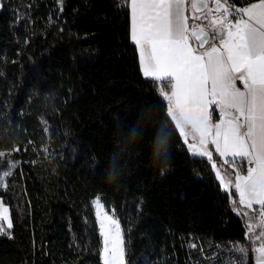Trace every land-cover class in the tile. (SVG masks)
Returning a JSON list of instances; mask_svg holds the SVG:
<instances>
[{
	"label": "trees",
	"instance_id": "trees-1",
	"mask_svg": "<svg viewBox=\"0 0 264 264\" xmlns=\"http://www.w3.org/2000/svg\"><path fill=\"white\" fill-rule=\"evenodd\" d=\"M160 91L141 74L126 0H0V170L17 163L0 188L13 223L0 264H102L97 197L126 264H207L213 252L256 264Z\"/></svg>",
	"mask_w": 264,
	"mask_h": 264
},
{
	"label": "snow or ice",
	"instance_id": "snow-or-ice-1",
	"mask_svg": "<svg viewBox=\"0 0 264 264\" xmlns=\"http://www.w3.org/2000/svg\"><path fill=\"white\" fill-rule=\"evenodd\" d=\"M188 5L193 12H201L193 16L191 23L185 15ZM217 15L220 18H211ZM129 20L130 39L136 45L144 75H153L161 89L170 86L174 107L200 133L201 145L208 143L214 129L211 144L221 159L232 157L225 163L235 165L234 187L239 202L264 208V0L241 8L229 0H130ZM208 27L212 28L210 33ZM189 28L201 48L210 41L211 47L193 54L188 45ZM217 40L219 45L215 43ZM237 80L244 85L243 89L236 86ZM213 104L220 111L221 120L210 124L208 108ZM242 128L246 131H241ZM190 152L208 159L224 190V180L212 153L194 145ZM5 155L10 153H0V157ZM245 160L255 167H248L247 175H242ZM15 167L17 163L9 161L8 170H0V187H6L4 181ZM98 201L97 197L93 205ZM233 211L239 214L235 206ZM8 213L9 209L0 200V221H3L0 235L11 238L13 223ZM98 223L104 237L100 252L104 264H126L118 221L105 214ZM113 226L117 231H113ZM261 238L264 231L257 237ZM235 250L247 256L246 248L238 246ZM252 251L258 254L257 264H264V240Z\"/></svg>",
	"mask_w": 264,
	"mask_h": 264
},
{
	"label": "crops",
	"instance_id": "crops-1",
	"mask_svg": "<svg viewBox=\"0 0 264 264\" xmlns=\"http://www.w3.org/2000/svg\"><path fill=\"white\" fill-rule=\"evenodd\" d=\"M126 2H127L128 10H129V8H130V0H126ZM256 2H257V0H254V1L250 2V3H256ZM246 6H247V4L245 5V7ZM213 7H214V5H213ZM185 15L188 17V22L191 23L192 22V18H193L194 15H201V14H194L192 9H191V7H190V5H188V6H186ZM244 19H247V17L245 16ZM207 31L210 33L212 31V28L208 27ZM191 33H192V29L189 28L188 45H189V47L191 49L194 50L193 54H201V53H203L204 51L208 50L211 47V43L212 42L210 41L209 43H206V45L203 48L200 49L198 47L197 43L192 38ZM226 34L227 33L225 31V36H226ZM132 43H133V41H132ZM215 43L217 45L220 44L219 40L215 41ZM135 47H136V45H135ZM138 59H139L140 71H141V74H142L143 78L147 79V80H153V81L159 82L158 80H156L154 78L153 75H149V76H145L144 75V73L141 70L142 65H141L139 54H138ZM235 75H238V73H236ZM236 86L240 87L241 89L244 88V85L239 80L236 81ZM171 93H172V89L170 88V86H166L164 89H161L160 96L162 97V99L164 100V102L167 105L168 116L170 117L172 123L174 124V126H175V128H176V130H177V132H178V134L180 136V139H181L184 147L186 148V151L188 152V154L192 158L204 159V160H207V161H208L207 158H202V157H200L198 155L192 154L190 152V147L193 146V145L196 146L197 148L204 147L207 151L212 153L213 160L218 165V172H219L220 176L224 180V190L223 191L227 195L229 206H230L232 211H233V207L234 206L239 211V214H237L236 211H233V213L235 215H237L240 219L242 218V216H244V218L248 217L250 220H252V218L256 219L255 217L258 214H264V208H262V206L259 205V204H255L254 203L251 207H248L246 204H241L239 202L240 198L236 194L235 187H234L235 178H236L235 165L232 164V163H225V160L231 161L232 157L231 156H226L223 159H221V157L217 154L215 146L211 144V137L214 136V134H215L214 129L209 134L208 143H206L205 145H201L200 144V133L197 132L193 128L191 122L188 119H186L184 117V115L179 110H177L174 107L175 106V101L174 100L171 101ZM166 99H167V101H166ZM208 112L211 113L210 124H215L216 122L221 120V113H220L219 110H217L216 105H214V104L210 105L209 108H208ZM240 119L243 120L244 117L241 116ZM241 131H246V128H242ZM210 166H211V164H210ZM250 166L251 167H255L254 164H249L248 160H245L243 162V164H242L243 171L241 172V174L242 175H247V169ZM211 169H212V166H211ZM212 172H213V174H214V176L216 178V173L213 171V169H212ZM216 181L218 182V184L220 186V181H218L217 178H216ZM229 181H231V182H229ZM220 188H221V186H220ZM233 201H235V205L233 204ZM245 213L247 215H245ZM247 237H248V235H247ZM248 239H249L250 242H252L254 244V241H252L249 237H248Z\"/></svg>",
	"mask_w": 264,
	"mask_h": 264
},
{
	"label": "rangeland",
	"instance_id": "rangeland-1",
	"mask_svg": "<svg viewBox=\"0 0 264 264\" xmlns=\"http://www.w3.org/2000/svg\"><path fill=\"white\" fill-rule=\"evenodd\" d=\"M0 175H2V172L0 173ZM6 179H5V181H6ZM5 181H4V183H5ZM0 188H4V187H0ZM92 207H93V211H94V216H95L96 224H97V227L99 229V234H100L101 233V229L99 227V223L98 222L99 221H103V216L105 214H107L108 216L114 218L115 220H116V218L111 213H109L107 211V209L105 208V206L102 203V201H101L100 198H99L98 203L95 206L92 203ZM8 215H9V213H8ZM255 218L256 219H253L252 218V220H250L248 217L247 218H244V216H242L241 221L243 223V226H244V228L246 230V233H247L248 237L252 241H254L253 248H259L260 245H261L262 240H264V238L257 239V237L260 235V233L262 231H264V214H258ZM0 223H3V221H0ZM4 226H5V228L7 227L6 223H5ZM113 231H117V229L115 228V226H113ZM118 231L120 233L121 243H122V236H121L120 227H119ZM100 237H101V249H102L104 247V245L102 244V240L104 239V237H102L101 234H100ZM108 247H109V249L111 248V243L110 242L108 244ZM101 249H100V252H101ZM251 253H252V258L254 260V263L257 264L256 256L258 254L253 253L252 250H251ZM108 255H109V253L106 252L105 253V257L107 258ZM100 259H101V255H100ZM101 262H102V264H104V261L102 259H101ZM206 262H207V264H244L245 260L244 259H241L240 260L239 258H236V256H234L232 254H228L224 258H218V254L215 253V252H213V253H211L209 255V258L206 259Z\"/></svg>",
	"mask_w": 264,
	"mask_h": 264
},
{
	"label": "water",
	"instance_id": "water-1",
	"mask_svg": "<svg viewBox=\"0 0 264 264\" xmlns=\"http://www.w3.org/2000/svg\"><path fill=\"white\" fill-rule=\"evenodd\" d=\"M193 11V10H192ZM194 14H201V12L199 11V10H197L196 12H193ZM191 36H192V34H191ZM192 38L194 39V41L197 43V45H198V47L201 49V47H200V41H198L195 37H193L192 36ZM206 44H204V46H205ZM203 46V47H204Z\"/></svg>",
	"mask_w": 264,
	"mask_h": 264
},
{
	"label": "built area",
	"instance_id": "built-area-1",
	"mask_svg": "<svg viewBox=\"0 0 264 264\" xmlns=\"http://www.w3.org/2000/svg\"><path fill=\"white\" fill-rule=\"evenodd\" d=\"M230 3V2H229ZM230 4H232V3H230ZM232 5H234V4H232ZM235 7L236 8H241V7H245V5H235ZM223 11V10H222ZM211 18H220L218 15L217 16H215V17H211ZM188 36H189V34H188Z\"/></svg>",
	"mask_w": 264,
	"mask_h": 264
}]
</instances>
